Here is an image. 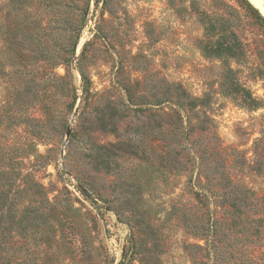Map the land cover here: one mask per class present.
<instances>
[{
    "label": "rangeland",
    "instance_id": "rangeland-1",
    "mask_svg": "<svg viewBox=\"0 0 264 264\" xmlns=\"http://www.w3.org/2000/svg\"><path fill=\"white\" fill-rule=\"evenodd\" d=\"M239 4L0 0V264H264V52ZM226 28L247 47L206 56Z\"/></svg>",
    "mask_w": 264,
    "mask_h": 264
},
{
    "label": "trees",
    "instance_id": "trees-1",
    "mask_svg": "<svg viewBox=\"0 0 264 264\" xmlns=\"http://www.w3.org/2000/svg\"><path fill=\"white\" fill-rule=\"evenodd\" d=\"M240 4V9L243 11V14L240 15V12L237 8H234L229 5V14L235 19L236 25L235 27L238 28H246L247 22L251 26H253L257 30L258 35V43L254 42V47L252 49H258L260 52H264V15L261 13L259 8H257L250 0H237ZM244 18H246L247 21L244 22ZM244 22V23H243ZM216 28V25L213 23V21L210 19L207 23L205 30H206V36H211L214 32V29ZM224 30H227L224 29ZM228 31V30H227ZM229 36L233 38V44L229 45L228 43H225L223 41L218 40L217 44L219 46L214 45L211 41H204V44L201 47V50L204 52L206 56L211 54H223L227 51L232 52L233 57L237 59L243 52V42H240L239 39L236 36V33H233V30L228 31ZM228 34V33H226ZM248 42H245V48L247 47ZM230 73V71H229ZM231 74H234V70L231 68ZM83 75V73H82ZM232 77V75H230ZM233 82L234 79L232 80ZM245 91V90H243ZM201 97H196L194 100H191V104L194 105L195 100L200 101ZM2 198V193H0V199ZM5 199V196L3 197ZM5 202V201H4ZM5 217L4 213H1L0 219H3ZM1 225V222H0Z\"/></svg>",
    "mask_w": 264,
    "mask_h": 264
},
{
    "label": "bare ground",
    "instance_id": "bare-ground-1",
    "mask_svg": "<svg viewBox=\"0 0 264 264\" xmlns=\"http://www.w3.org/2000/svg\"><path fill=\"white\" fill-rule=\"evenodd\" d=\"M255 5L264 9V0H251Z\"/></svg>",
    "mask_w": 264,
    "mask_h": 264
}]
</instances>
